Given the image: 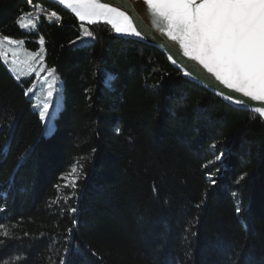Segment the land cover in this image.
Returning a JSON list of instances; mask_svg holds the SVG:
<instances>
[{
  "label": "trees",
  "instance_id": "16d2710c",
  "mask_svg": "<svg viewBox=\"0 0 264 264\" xmlns=\"http://www.w3.org/2000/svg\"><path fill=\"white\" fill-rule=\"evenodd\" d=\"M0 37L61 83L44 133L0 56V264H264L261 117L45 0H0Z\"/></svg>",
  "mask_w": 264,
  "mask_h": 264
},
{
  "label": "snow or ice",
  "instance_id": "6c2138e0",
  "mask_svg": "<svg viewBox=\"0 0 264 264\" xmlns=\"http://www.w3.org/2000/svg\"><path fill=\"white\" fill-rule=\"evenodd\" d=\"M144 3L155 18L159 31L177 42L185 57L202 66L226 88L252 101L264 102V0H144ZM59 4L70 9L82 22L104 21L116 33L141 35L125 12L101 0H59ZM51 15L59 19L56 12ZM28 26L35 28L37 24L31 19L27 25L21 23V27ZM83 35L94 38L91 31L86 30ZM4 39L12 42L7 37ZM81 43H84L82 39ZM172 62L176 63L175 60ZM53 71L49 69V74ZM51 94L48 93L49 96ZM235 103L240 105L244 102L237 99ZM47 109L45 104L41 117ZM255 111L264 117V107ZM211 183L216 181L211 180ZM71 184L75 187V178ZM241 211L238 206L237 214ZM3 235L9 233L4 231ZM61 264L66 262L61 261Z\"/></svg>",
  "mask_w": 264,
  "mask_h": 264
},
{
  "label": "water",
  "instance_id": "95a60500",
  "mask_svg": "<svg viewBox=\"0 0 264 264\" xmlns=\"http://www.w3.org/2000/svg\"><path fill=\"white\" fill-rule=\"evenodd\" d=\"M45 1L54 3L61 9L72 13L70 9H67L64 5L59 4V0ZM101 2L118 7L121 11L125 12V14L133 21L134 25L137 26V30L141 33V35L137 37L127 33L115 32L117 37L134 40L156 48L165 56L167 63L172 68L179 71L184 79L204 88L234 109L250 111L259 116L255 109L258 107H264V102L252 101L250 98L243 97L242 94L226 88L218 81H215V78L211 74L207 73L202 66H199L196 62L185 57L182 49L179 48L178 43L171 41L166 35L159 31V28L154 23L155 18L147 10L144 0H101ZM83 23L88 22L83 21ZM173 60H175L176 63H173ZM185 73H188V75H185ZM229 96L232 97L231 100L228 99ZM237 99L243 100L244 103L238 105L235 103V100ZM261 119L264 121V117H261Z\"/></svg>",
  "mask_w": 264,
  "mask_h": 264
},
{
  "label": "rangeland",
  "instance_id": "374dc122",
  "mask_svg": "<svg viewBox=\"0 0 264 264\" xmlns=\"http://www.w3.org/2000/svg\"><path fill=\"white\" fill-rule=\"evenodd\" d=\"M28 21L29 19H26L27 23ZM86 38L82 35L74 42L81 43V39L84 41ZM11 41L0 37V56L17 80L31 78L26 95L32 98V105L43 123V132L47 133L52 128V116L61 105L60 80L54 71L49 74V69L52 68L45 64L42 50L29 51L23 47L21 40ZM49 92L52 93L51 96L48 95ZM45 104L48 109L41 117Z\"/></svg>",
  "mask_w": 264,
  "mask_h": 264
}]
</instances>
